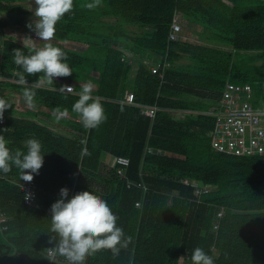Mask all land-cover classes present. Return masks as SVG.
I'll return each mask as SVG.
<instances>
[{
	"label": "trees",
	"instance_id": "16d2710c",
	"mask_svg": "<svg viewBox=\"0 0 264 264\" xmlns=\"http://www.w3.org/2000/svg\"><path fill=\"white\" fill-rule=\"evenodd\" d=\"M24 1L0 0V12L35 16ZM177 16L195 27V41L168 39ZM3 26L0 18V77L16 81L0 80V98L11 105L0 133L13 154L26 151L28 139L39 140L44 158L31 207L23 203L20 170L0 173V217L6 218L0 264H66L47 254L57 242L49 209L61 188L68 198L87 192L107 201L131 238L118 254L101 249L83 264H192L197 247L215 264H264V155L236 156L212 144L225 83L248 84L259 94L264 0H73L51 43L66 54L72 74L53 83L14 62L17 49L28 55L32 47L5 35ZM183 57L187 62L177 63ZM145 61L160 69L151 72ZM21 78L35 92L38 109L20 115L5 90L23 95ZM67 83L74 91L61 89ZM86 84L95 85L92 98L104 110L95 129L73 110ZM126 92L133 93V104L121 102ZM139 103L156 106L154 117L141 114ZM182 110L191 112L176 117ZM103 153L130 159L124 178ZM128 179L147 191L128 188Z\"/></svg>",
	"mask_w": 264,
	"mask_h": 264
},
{
	"label": "clouds",
	"instance_id": "9594fccd",
	"mask_svg": "<svg viewBox=\"0 0 264 264\" xmlns=\"http://www.w3.org/2000/svg\"><path fill=\"white\" fill-rule=\"evenodd\" d=\"M34 4L35 23L28 24L27 27L35 32L40 41H50L55 35L57 22L72 10L73 0H34ZM86 6L93 9L97 5L88 3ZM14 62L28 75L43 73L49 83H53L56 77H68L72 74L66 54L51 43L44 47H33L28 55L17 49ZM20 84L26 86L23 97L31 106L35 92L27 87L26 79L21 78ZM61 89L72 90L71 87ZM91 92V84L84 85L73 110L80 114L86 128L95 129L104 122L105 116L103 108L92 98ZM9 108L11 105L0 98V119ZM25 146L26 151L17 150L13 154L8 141L0 135V173H8L15 166L21 172V180L26 182L32 181L34 175L39 174L44 158L42 145L39 140L31 138L26 141ZM68 197V190L61 188L59 199L49 209L51 233L57 240L55 246L49 248L51 255L63 257L66 264H83L86 256L101 249H109L118 254L120 248L127 247L131 238L125 236L123 229L117 226L118 217L107 201L87 192ZM49 243L53 241L49 240ZM190 259L192 264H215L214 259L200 247L191 252Z\"/></svg>",
	"mask_w": 264,
	"mask_h": 264
},
{
	"label": "built area",
	"instance_id": "2783aa9c",
	"mask_svg": "<svg viewBox=\"0 0 264 264\" xmlns=\"http://www.w3.org/2000/svg\"><path fill=\"white\" fill-rule=\"evenodd\" d=\"M182 26L180 24L178 16L173 19L171 24V30L169 33V40L176 41L182 38L181 36ZM127 56V61L131 63L132 57ZM151 72H157L160 69L159 64H154L149 61H145ZM168 65V64H167ZM162 76L161 72L159 73ZM65 88L71 87V91L64 90L66 92L74 91V86L71 83L64 85ZM262 93L264 95V81L261 84ZM252 90L248 84H236L233 82H226L223 90L221 91L218 105L219 117L216 121L212 144L213 147L219 150H226L236 156H252L254 154L264 155V108L254 107L252 102ZM122 103L131 104L134 103V95L131 92H126ZM142 114L153 118L156 113V106H149L145 104H138ZM183 111V110H182ZM177 111L176 117H180L189 114L187 111ZM5 122L4 113L2 119H0V126ZM0 135H2L0 133ZM149 150H151L149 148ZM117 164V175L124 178L126 176L127 169L130 165V159L126 156H117L112 159ZM186 185L192 182L188 179L182 180ZM196 184V183H194ZM128 188L136 187L146 192L148 187L140 181H134L128 179L126 182ZM21 193L23 194V203L31 207L38 195V185L35 177L32 181H23L19 184ZM204 189L203 191H207ZM199 191L198 189L196 190ZM141 200L135 202L136 207H140ZM221 212H218L217 217L221 216ZM4 216L0 217V223L5 221ZM50 257L53 255L47 251Z\"/></svg>",
	"mask_w": 264,
	"mask_h": 264
},
{
	"label": "crops",
	"instance_id": "0c3cea01",
	"mask_svg": "<svg viewBox=\"0 0 264 264\" xmlns=\"http://www.w3.org/2000/svg\"><path fill=\"white\" fill-rule=\"evenodd\" d=\"M21 5L24 9H26V11H30V12L35 14L34 0H26V1L22 2ZM0 18L4 22L3 33L5 35H11V36L15 37L22 44H26V45L33 48V47H44L45 44H47V43H52V42L56 43V41L54 39H51L50 41H40V39L35 35V32L33 30L28 31L26 29V27L28 25L26 22L35 23V16L33 14L31 16H29L28 14H26V15L23 14V15L19 16L17 14L12 13V12L3 11V12H0ZM64 45L66 47L76 48V46L73 43L65 42ZM79 49H81L80 45H79ZM0 80L16 81L15 79H7L5 77H0ZM57 81L61 82L60 79H57ZM227 82H230V81H227ZM40 83L42 85H45L46 82H44V80H40ZM40 83H38V84H40ZM261 84H262V82H261ZM91 86H92V90L95 89L94 84H91ZM257 88L259 89V90H257V92L259 94L256 95V93L254 92V89H252V87H251V90H252L251 102L253 105H256L257 108L258 107L264 108V95L262 93L261 85L257 86ZM5 91L8 92L9 100L15 105L16 111L19 112L18 114L21 115V113H25L26 111L28 112L29 110L31 111V110H37L38 109V105L32 104L31 106H29L25 102L23 95L15 93L14 91H9V89H6ZM23 108H25V109H23ZM184 111H187L190 113V110H184ZM102 159L106 164H111L113 157L108 153H103Z\"/></svg>",
	"mask_w": 264,
	"mask_h": 264
},
{
	"label": "rangeland",
	"instance_id": "374dc122",
	"mask_svg": "<svg viewBox=\"0 0 264 264\" xmlns=\"http://www.w3.org/2000/svg\"><path fill=\"white\" fill-rule=\"evenodd\" d=\"M179 20H180V23L182 26V32H181L182 38L181 39H183L185 41H195L196 40V35H195L196 29H195V27L192 25H189V24L188 25L184 24V22L181 18H179ZM73 44L76 46L77 50H81V49L77 48V46L79 44H77V43H73ZM186 62H187L186 57H183L180 61H177V63H179V64H181V63L184 64ZM23 109H25V108H23Z\"/></svg>",
	"mask_w": 264,
	"mask_h": 264
},
{
	"label": "bare ground",
	"instance_id": "6f19581e",
	"mask_svg": "<svg viewBox=\"0 0 264 264\" xmlns=\"http://www.w3.org/2000/svg\"><path fill=\"white\" fill-rule=\"evenodd\" d=\"M4 118H5V112H4Z\"/></svg>",
	"mask_w": 264,
	"mask_h": 264
}]
</instances>
